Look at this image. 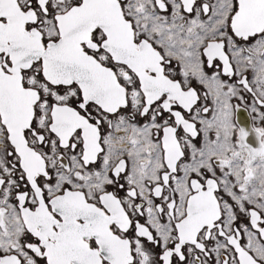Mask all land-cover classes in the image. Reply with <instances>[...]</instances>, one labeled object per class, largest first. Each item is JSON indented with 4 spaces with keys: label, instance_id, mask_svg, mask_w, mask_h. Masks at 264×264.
Segmentation results:
<instances>
[{
    "label": "snow or ice",
    "instance_id": "6c2138e0",
    "mask_svg": "<svg viewBox=\"0 0 264 264\" xmlns=\"http://www.w3.org/2000/svg\"><path fill=\"white\" fill-rule=\"evenodd\" d=\"M0 264H264V0H0Z\"/></svg>",
    "mask_w": 264,
    "mask_h": 264
}]
</instances>
